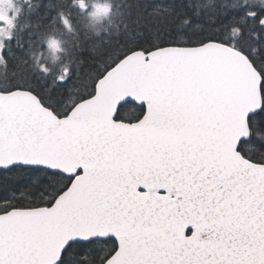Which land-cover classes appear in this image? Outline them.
<instances>
[{
	"label": "snow or ice",
	"instance_id": "6c2138e0",
	"mask_svg": "<svg viewBox=\"0 0 264 264\" xmlns=\"http://www.w3.org/2000/svg\"><path fill=\"white\" fill-rule=\"evenodd\" d=\"M0 264H264V0H0Z\"/></svg>",
	"mask_w": 264,
	"mask_h": 264
},
{
	"label": "flooded vegetation",
	"instance_id": "af4514ba",
	"mask_svg": "<svg viewBox=\"0 0 264 264\" xmlns=\"http://www.w3.org/2000/svg\"><path fill=\"white\" fill-rule=\"evenodd\" d=\"M14 2L20 7H26V3H23V0H14Z\"/></svg>",
	"mask_w": 264,
	"mask_h": 264
},
{
	"label": "clouds",
	"instance_id": "9594fccd",
	"mask_svg": "<svg viewBox=\"0 0 264 264\" xmlns=\"http://www.w3.org/2000/svg\"><path fill=\"white\" fill-rule=\"evenodd\" d=\"M28 2V0H23V3H27Z\"/></svg>",
	"mask_w": 264,
	"mask_h": 264
}]
</instances>
